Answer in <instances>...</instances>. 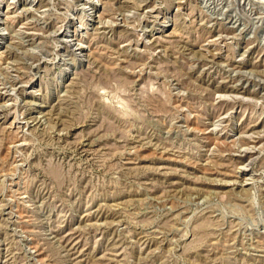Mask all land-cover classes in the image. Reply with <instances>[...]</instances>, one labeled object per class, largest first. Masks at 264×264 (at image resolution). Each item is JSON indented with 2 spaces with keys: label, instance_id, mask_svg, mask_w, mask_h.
I'll return each mask as SVG.
<instances>
[{
  "label": "rangeland",
  "instance_id": "rangeland-1",
  "mask_svg": "<svg viewBox=\"0 0 264 264\" xmlns=\"http://www.w3.org/2000/svg\"><path fill=\"white\" fill-rule=\"evenodd\" d=\"M0 264H264V0H0Z\"/></svg>",
  "mask_w": 264,
  "mask_h": 264
}]
</instances>
